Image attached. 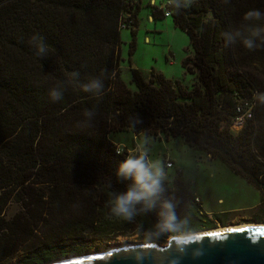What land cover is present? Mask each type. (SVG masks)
I'll use <instances>...</instances> for the list:
<instances>
[{"label": "trees", "instance_id": "obj_1", "mask_svg": "<svg viewBox=\"0 0 264 264\" xmlns=\"http://www.w3.org/2000/svg\"><path fill=\"white\" fill-rule=\"evenodd\" d=\"M182 3L187 6L174 7L173 18L190 38L192 53L183 65L193 85L131 67L133 89L120 66L124 0H0V264H43L88 251L95 239L151 228L154 212L132 222L110 214L108 185L124 191L127 183L115 175L128 148L117 154L123 144L111 138L116 131L181 136L247 179L264 200V103L256 99L243 129H230L239 98L264 93V46H226L223 37L249 23L246 11L264 12V0ZM139 10L138 4L133 31ZM34 34L49 46L46 56L37 55ZM73 71L78 82L69 77ZM94 77L103 81L100 95L81 88ZM60 82L64 96L54 102L49 91ZM136 118L141 122L133 126ZM165 188L190 229L215 225L182 168L166 178Z\"/></svg>", "mask_w": 264, "mask_h": 264}, {"label": "rangeland", "instance_id": "obj_2", "mask_svg": "<svg viewBox=\"0 0 264 264\" xmlns=\"http://www.w3.org/2000/svg\"><path fill=\"white\" fill-rule=\"evenodd\" d=\"M164 1L155 0L153 4L152 0H140L136 31H133L134 26L121 28L120 66L122 78L133 89L136 88V85L132 81L131 67L139 68L149 76L151 70L155 69L169 78L180 80L189 87L193 85L194 75L188 72L183 65V60L192 53L189 35L175 24L173 15L167 17L164 15V10L160 8ZM185 1L192 2L194 0ZM155 11L160 12L161 16H155V20L150 19V15H154ZM211 14L209 13V15ZM241 99L243 97L239 98V100ZM227 119L225 120L227 121ZM110 135L117 144H123L130 148L134 147L133 137L137 144L147 137L150 158L160 159L163 166L166 159L169 158L173 161L171 167H164L168 179L173 177L176 167L182 168L192 189L202 199V209L215 220V225L209 230L242 224H264L262 193L221 160L212 158L205 151H197L189 147L181 136L173 137L167 130L158 132L156 135H146L142 132L136 135L131 130L116 131ZM213 213L219 214L225 221L215 219ZM146 233V231H139L133 235H120L107 241L95 239L89 245L88 251L69 255L102 253L133 243L151 242L166 245L172 238L169 235L158 241L148 238Z\"/></svg>", "mask_w": 264, "mask_h": 264}, {"label": "clouds", "instance_id": "obj_3", "mask_svg": "<svg viewBox=\"0 0 264 264\" xmlns=\"http://www.w3.org/2000/svg\"><path fill=\"white\" fill-rule=\"evenodd\" d=\"M173 6L186 7L182 0H173ZM264 18V12L253 8L244 13L243 20L248 21L236 28L223 33L225 45H233L238 41L249 50L264 46V24L256 23ZM36 53L39 56H46L49 46L39 34L31 37ZM78 72L69 73L72 82H78ZM85 92H92L96 95L102 94L104 88L100 78H91L87 83L81 85ZM65 91L64 82L58 83L49 91L50 98L55 102L63 99ZM256 99L264 103V93H258ZM91 109L85 110L89 118L93 116ZM139 118L133 121V126L140 123ZM120 154L121 149H116ZM119 180L126 181L124 191H112V185H108V205L110 214L123 221L132 222L137 216L155 213V223L147 230L150 237H159L164 234L170 235L176 242L177 251L183 254L188 250L189 245H199L196 233L188 227V219L180 218L177 214V200L175 196L165 188L166 172L160 159H152L149 156V140L143 138L137 145L134 152H130L120 161L115 172ZM167 193V194H166ZM194 258L203 255L202 247L192 248ZM136 264H143L144 257L137 253L134 257ZM170 264H178L174 258Z\"/></svg>", "mask_w": 264, "mask_h": 264}, {"label": "water", "instance_id": "obj_4", "mask_svg": "<svg viewBox=\"0 0 264 264\" xmlns=\"http://www.w3.org/2000/svg\"><path fill=\"white\" fill-rule=\"evenodd\" d=\"M196 238L199 245H189L183 254L171 238L166 245L133 243L104 253L69 255L44 264H136L137 253L143 255V264H170L174 258L178 264H264V226L215 230ZM197 246L202 247L203 255L194 258L192 248Z\"/></svg>", "mask_w": 264, "mask_h": 264}, {"label": "built area", "instance_id": "obj_5", "mask_svg": "<svg viewBox=\"0 0 264 264\" xmlns=\"http://www.w3.org/2000/svg\"><path fill=\"white\" fill-rule=\"evenodd\" d=\"M140 3V0H124L125 10L121 15L120 20V27L127 28V27H135V22L133 20V12L136 10L137 5ZM152 3H155V0H152ZM164 10V15L170 16L173 15L174 6L173 0H165L162 5L160 6ZM256 97L252 99L243 98L238 100V103L235 106V114L232 117V121L230 124V129L233 133H238L241 129H243L246 122L253 117L254 110L256 107ZM118 148L121 149V152L125 151L124 145H118ZM136 147H128L126 149L127 155L130 152H134ZM167 167L172 165L171 161L166 162Z\"/></svg>", "mask_w": 264, "mask_h": 264}, {"label": "bare ground", "instance_id": "obj_6", "mask_svg": "<svg viewBox=\"0 0 264 264\" xmlns=\"http://www.w3.org/2000/svg\"><path fill=\"white\" fill-rule=\"evenodd\" d=\"M254 226L261 227V226H264V224H242V225H237V226H225V227L217 228L215 230H227V229H233V228L254 227ZM215 230L198 231V232H195V233H196V235H198V234H204V233L212 232V231H215ZM121 247H124V246H121ZM121 247H118V248H121ZM118 248H115V249H118ZM112 250H114V249H112ZM112 250H108V251H112ZM104 252H106V251H104ZM104 252H102V253H104Z\"/></svg>", "mask_w": 264, "mask_h": 264}, {"label": "crops", "instance_id": "obj_7", "mask_svg": "<svg viewBox=\"0 0 264 264\" xmlns=\"http://www.w3.org/2000/svg\"><path fill=\"white\" fill-rule=\"evenodd\" d=\"M150 19H154L155 20V18L153 17V15H150ZM136 27V26H135Z\"/></svg>", "mask_w": 264, "mask_h": 264}, {"label": "flooded vegetation", "instance_id": "obj_8", "mask_svg": "<svg viewBox=\"0 0 264 264\" xmlns=\"http://www.w3.org/2000/svg\"><path fill=\"white\" fill-rule=\"evenodd\" d=\"M209 229V228H208Z\"/></svg>", "mask_w": 264, "mask_h": 264}, {"label": "snow or ice", "instance_id": "obj_9", "mask_svg": "<svg viewBox=\"0 0 264 264\" xmlns=\"http://www.w3.org/2000/svg\"><path fill=\"white\" fill-rule=\"evenodd\" d=\"M218 235V234H217Z\"/></svg>", "mask_w": 264, "mask_h": 264}]
</instances>
